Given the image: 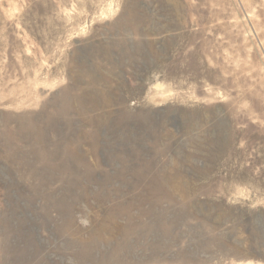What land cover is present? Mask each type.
I'll use <instances>...</instances> for the list:
<instances>
[{"label":"rangeland","instance_id":"rangeland-1","mask_svg":"<svg viewBox=\"0 0 264 264\" xmlns=\"http://www.w3.org/2000/svg\"><path fill=\"white\" fill-rule=\"evenodd\" d=\"M0 264H264V0H0Z\"/></svg>","mask_w":264,"mask_h":264}]
</instances>
